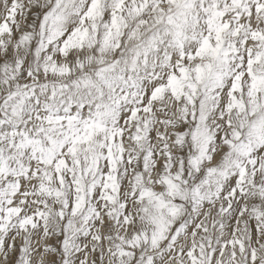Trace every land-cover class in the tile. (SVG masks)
Masks as SVG:
<instances>
[{"label":"snow or ice","instance_id":"snow-or-ice-1","mask_svg":"<svg viewBox=\"0 0 264 264\" xmlns=\"http://www.w3.org/2000/svg\"><path fill=\"white\" fill-rule=\"evenodd\" d=\"M0 264H264V0H0Z\"/></svg>","mask_w":264,"mask_h":264}]
</instances>
